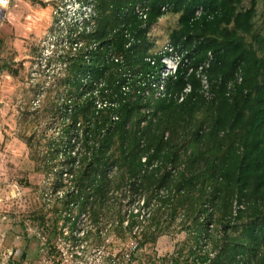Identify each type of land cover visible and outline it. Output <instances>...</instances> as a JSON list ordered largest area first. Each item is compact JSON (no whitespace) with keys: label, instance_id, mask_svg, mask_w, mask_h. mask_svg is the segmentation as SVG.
Wrapping results in <instances>:
<instances>
[{"label":"trees","instance_id":"1","mask_svg":"<svg viewBox=\"0 0 264 264\" xmlns=\"http://www.w3.org/2000/svg\"><path fill=\"white\" fill-rule=\"evenodd\" d=\"M244 1L95 0L96 26L69 38L83 44L59 57L66 72L46 110L62 119L52 157L63 158L58 172L71 189L55 223L74 208L96 220L111 191L144 193L158 200V230L179 216L188 234L189 252L177 251L172 264H264V28H256L257 0ZM169 13L178 15L169 42L191 51V66L214 54L210 98L182 67L167 94H156L161 55L154 65L146 57L156 47L152 27ZM187 83L192 92L180 102ZM136 222L132 215L130 230ZM154 232L146 227L138 246Z\"/></svg>","mask_w":264,"mask_h":264},{"label":"rangeland","instance_id":"2","mask_svg":"<svg viewBox=\"0 0 264 264\" xmlns=\"http://www.w3.org/2000/svg\"><path fill=\"white\" fill-rule=\"evenodd\" d=\"M257 2L256 28L262 31L264 0ZM7 3L0 1V6L13 10V2ZM249 4L250 0L244 1ZM13 17L0 19V264H172L173 254L183 248L184 257L189 252L188 234L181 231L179 216L160 230L152 223L156 198L149 201L151 212L138 237L127 226L129 201L134 196L146 199L144 193L111 191L96 220L89 210L79 213L74 208L64 210L55 223L59 211L55 207H62L71 189L67 176L58 172L64 167L63 158L52 157L53 143H58L61 132L57 122L62 119L59 113L53 117L46 110L60 90L57 78L66 71L55 62V72L61 75L43 70L31 74L40 45L52 30L53 16L49 26L19 44ZM177 26L178 15L169 13L152 27L156 49L170 41V32ZM146 227L155 232L147 235L143 245L135 246Z\"/></svg>","mask_w":264,"mask_h":264},{"label":"built area","instance_id":"3","mask_svg":"<svg viewBox=\"0 0 264 264\" xmlns=\"http://www.w3.org/2000/svg\"><path fill=\"white\" fill-rule=\"evenodd\" d=\"M47 2L53 4L52 30L46 35L40 45V54L37 58V61L31 67L32 75L34 71L36 72L41 70H43L44 74L47 72L49 75L60 74L61 71H65L66 64L60 62V60H58L59 57H61V55L69 49H72V51L75 52L83 44L81 39L69 44V38L79 37L84 32H92L96 26V17L98 12L96 9L95 0H47ZM164 9L165 7H163V10ZM135 11L142 19H146L148 16L147 9L140 4L136 6ZM202 11V7H199L196 11V14L200 15ZM159 54L161 55L160 59L162 65L158 71V77L153 78V86L157 88V95L164 96L167 94L168 82L172 78L177 79L178 70L182 67L188 70L187 75L194 73L200 79L202 86L201 90L206 97L210 98L212 96L208 70L211 67L215 57L211 51L208 52L207 58L202 63L198 64L197 66H191V51L186 48H177L168 42L160 49H153L151 54L146 57V61L152 65L156 64L155 56ZM115 60L118 61V57H115ZM55 62L59 63L61 66L59 69L61 71H58L57 73L55 72ZM158 72H156V74H158ZM96 85L98 88V86H102L103 83L98 81L96 82ZM191 92L192 85L191 83H187L184 88L176 94V96L181 102L184 101ZM108 104H110V102L97 101L98 107H104ZM78 125H80V123H78ZM77 147L78 146H76V148ZM64 174L67 176L66 173ZM132 200L133 201H129V204L132 205V207H129V217L127 218V224L129 225L131 216L136 215L137 222L132 231L134 232V235H137L141 224L146 220L145 216L149 215V208L151 205L147 204L146 199L141 196H134V198L132 197ZM137 245L138 243H136L135 246ZM210 254L214 255L213 252Z\"/></svg>","mask_w":264,"mask_h":264},{"label":"crops","instance_id":"4","mask_svg":"<svg viewBox=\"0 0 264 264\" xmlns=\"http://www.w3.org/2000/svg\"><path fill=\"white\" fill-rule=\"evenodd\" d=\"M5 2L6 0H0ZM13 2L14 9L5 8L6 12L4 19L10 20L15 14L14 22L16 27V43L27 37H33L34 34L40 33L43 28L51 23L52 4L47 0H8V3ZM7 3V4H8ZM17 8V9H16ZM24 8L21 13L20 9Z\"/></svg>","mask_w":264,"mask_h":264},{"label":"water","instance_id":"5","mask_svg":"<svg viewBox=\"0 0 264 264\" xmlns=\"http://www.w3.org/2000/svg\"><path fill=\"white\" fill-rule=\"evenodd\" d=\"M5 12H6L5 8L0 6V19H2L4 17Z\"/></svg>","mask_w":264,"mask_h":264}]
</instances>
